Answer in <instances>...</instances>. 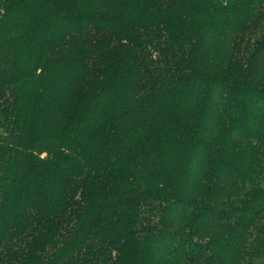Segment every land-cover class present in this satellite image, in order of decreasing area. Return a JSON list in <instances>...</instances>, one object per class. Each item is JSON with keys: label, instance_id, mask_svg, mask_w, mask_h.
I'll return each mask as SVG.
<instances>
[{"label": "trees", "instance_id": "16d2710c", "mask_svg": "<svg viewBox=\"0 0 264 264\" xmlns=\"http://www.w3.org/2000/svg\"><path fill=\"white\" fill-rule=\"evenodd\" d=\"M0 264H264V0H0Z\"/></svg>", "mask_w": 264, "mask_h": 264}]
</instances>
